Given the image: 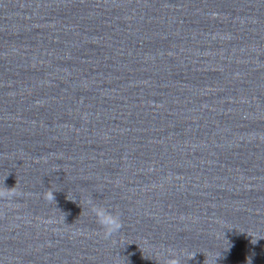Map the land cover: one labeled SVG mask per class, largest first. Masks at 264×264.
Here are the masks:
<instances>
[{"label":"water","instance_id":"95a60500","mask_svg":"<svg viewBox=\"0 0 264 264\" xmlns=\"http://www.w3.org/2000/svg\"><path fill=\"white\" fill-rule=\"evenodd\" d=\"M0 264H264V0H0Z\"/></svg>","mask_w":264,"mask_h":264},{"label":"clouds","instance_id":"9594fccd","mask_svg":"<svg viewBox=\"0 0 264 264\" xmlns=\"http://www.w3.org/2000/svg\"><path fill=\"white\" fill-rule=\"evenodd\" d=\"M106 223L109 225L110 231H116L121 227L120 222H117L115 219L108 218Z\"/></svg>","mask_w":264,"mask_h":264}]
</instances>
